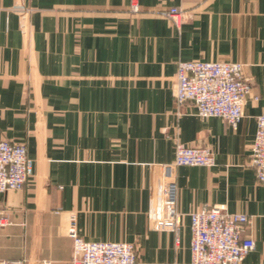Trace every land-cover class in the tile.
Listing matches in <instances>:
<instances>
[{
  "label": "crops",
  "instance_id": "1",
  "mask_svg": "<svg viewBox=\"0 0 264 264\" xmlns=\"http://www.w3.org/2000/svg\"><path fill=\"white\" fill-rule=\"evenodd\" d=\"M190 60L245 64L259 99L237 128L176 104ZM263 112L264 0H0V140L26 143L34 170L0 191V260L73 264L75 212L86 240L135 243L138 264H191L190 213L225 204L251 219L242 264H264V183L249 163ZM177 141L208 145L217 164L168 168ZM168 177L179 243L150 227Z\"/></svg>",
  "mask_w": 264,
  "mask_h": 264
},
{
  "label": "built area",
  "instance_id": "2",
  "mask_svg": "<svg viewBox=\"0 0 264 264\" xmlns=\"http://www.w3.org/2000/svg\"><path fill=\"white\" fill-rule=\"evenodd\" d=\"M163 14L178 27L184 18L179 7H172ZM252 90L242 62L190 60L178 62L173 96L178 106L192 102L198 116L220 117L237 128L248 99H259ZM249 163L255 170L257 181L264 183V112L257 116ZM216 164V153L208 145H187L177 141L174 160L167 167H211ZM33 173L26 143L0 140V191L22 189ZM176 190L175 182L168 177L161 188L162 194L155 197L149 221L152 229L175 232L176 243H179L180 214L176 210ZM250 221L246 213L231 212L225 204L204 205L192 211L191 264H242L256 248L255 239L246 233ZM67 231L73 240V264H138L135 243L86 240L78 227L75 212L70 214ZM0 264H28V259L0 260ZM41 264H50V261Z\"/></svg>",
  "mask_w": 264,
  "mask_h": 264
}]
</instances>
